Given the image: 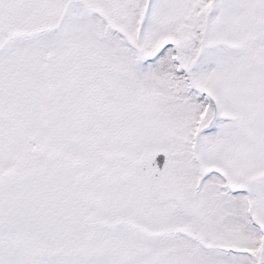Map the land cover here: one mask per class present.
I'll list each match as a JSON object with an SVG mask.
<instances>
[{"label":"snow or ice","instance_id":"6c2138e0","mask_svg":"<svg viewBox=\"0 0 264 264\" xmlns=\"http://www.w3.org/2000/svg\"><path fill=\"white\" fill-rule=\"evenodd\" d=\"M0 264H264V0H0Z\"/></svg>","mask_w":264,"mask_h":264}]
</instances>
